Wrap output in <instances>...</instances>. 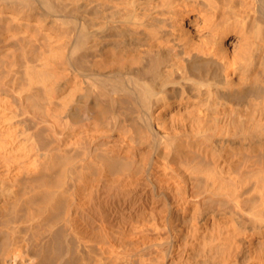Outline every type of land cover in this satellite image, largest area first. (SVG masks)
<instances>
[{
    "label": "bare ground",
    "instance_id": "6f19581e",
    "mask_svg": "<svg viewBox=\"0 0 264 264\" xmlns=\"http://www.w3.org/2000/svg\"><path fill=\"white\" fill-rule=\"evenodd\" d=\"M0 264H264V0H0Z\"/></svg>",
    "mask_w": 264,
    "mask_h": 264
},
{
    "label": "rangeland",
    "instance_id": "374dc122",
    "mask_svg": "<svg viewBox=\"0 0 264 264\" xmlns=\"http://www.w3.org/2000/svg\"><path fill=\"white\" fill-rule=\"evenodd\" d=\"M124 217H125V218H127V216H126V215H124Z\"/></svg>",
    "mask_w": 264,
    "mask_h": 264
}]
</instances>
